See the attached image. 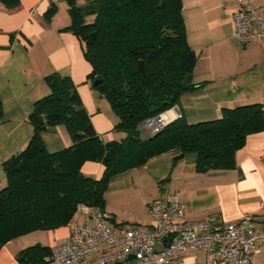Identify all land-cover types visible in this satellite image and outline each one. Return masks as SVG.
I'll return each instance as SVG.
<instances>
[{"label": "crops", "instance_id": "1", "mask_svg": "<svg viewBox=\"0 0 264 264\" xmlns=\"http://www.w3.org/2000/svg\"><path fill=\"white\" fill-rule=\"evenodd\" d=\"M84 0H78L82 4ZM264 15V0H253ZM187 39L198 55L193 83L200 85L184 94L178 107L166 112L171 121L188 124L215 121L224 109L261 104L264 93V44L243 45L234 35L236 0H182ZM55 10L52 16H48ZM70 6L60 0H20L8 9L0 3V189L7 184L2 164L23 151L34 135L29 123L35 103L50 94L46 78L54 73L76 85L92 124L104 142L121 141L115 129L119 120L107 99L87 80L91 66L84 45L69 30ZM165 113V114H166ZM50 153L72 146L65 126L41 134ZM179 152H166L143 167L114 176L105 194V212L112 228L152 227L151 206L168 202L175 193L185 208V220L200 222L218 218L235 224L248 213L257 231L264 230V132L250 135L236 154L233 170L197 171V154L176 161ZM84 175L100 179L104 167L87 162ZM82 213L74 222H87ZM71 223V224H72ZM70 235V225L54 231H37L15 239L0 250V264H21L19 255L40 244L52 248ZM252 264H264V244ZM46 264H56L51 257ZM172 264H208L206 255L186 250Z\"/></svg>", "mask_w": 264, "mask_h": 264}, {"label": "trees", "instance_id": "2", "mask_svg": "<svg viewBox=\"0 0 264 264\" xmlns=\"http://www.w3.org/2000/svg\"><path fill=\"white\" fill-rule=\"evenodd\" d=\"M67 2L69 30L83 43L91 66L87 80L107 99L119 120L115 129L126 137L102 141L72 79L49 75L50 94L35 103L29 117L33 137L2 164L7 184L0 189V250L31 233L70 225L80 207L104 212L110 180L154 157L179 152L178 161L195 153L199 173L233 170L247 138L264 132L261 104H253L224 109L218 120L193 125L181 117L155 136L143 138L146 121L178 107L184 94L200 88L193 83L198 55L188 43L182 0ZM0 3L15 9L20 0ZM54 13L51 10L48 16ZM95 81L101 84L96 86ZM57 126L66 127L73 144L50 153L41 134ZM87 162L104 167L100 179L84 175ZM51 249L29 247L19 255L21 264H46Z\"/></svg>", "mask_w": 264, "mask_h": 264}, {"label": "built area", "instance_id": "3", "mask_svg": "<svg viewBox=\"0 0 264 264\" xmlns=\"http://www.w3.org/2000/svg\"><path fill=\"white\" fill-rule=\"evenodd\" d=\"M236 2L235 37L243 45L264 44L263 13L253 0ZM261 110L264 114V93ZM163 116L146 121L142 131L149 136L161 132L171 122ZM82 209L87 222L70 224L69 237L51 249L56 264H172L179 253L189 249L205 254L208 264H252L264 244V230L254 228L248 213L228 225L214 217L186 221L179 192L172 200L151 206L152 227L112 228L105 211Z\"/></svg>", "mask_w": 264, "mask_h": 264}, {"label": "rangeland", "instance_id": "4", "mask_svg": "<svg viewBox=\"0 0 264 264\" xmlns=\"http://www.w3.org/2000/svg\"><path fill=\"white\" fill-rule=\"evenodd\" d=\"M144 131V130H143ZM149 136V134L146 132V131H144L143 132V138H146V137H148ZM83 209H82V207H80V209L78 210V213L76 214V216H75V218H74V221H76L77 219H80V217L82 216V213H83V211H82Z\"/></svg>", "mask_w": 264, "mask_h": 264}, {"label": "bare ground", "instance_id": "5", "mask_svg": "<svg viewBox=\"0 0 264 264\" xmlns=\"http://www.w3.org/2000/svg\"><path fill=\"white\" fill-rule=\"evenodd\" d=\"M170 116H171L170 113L169 114L166 113V114H164L163 118L165 120H169L170 119Z\"/></svg>", "mask_w": 264, "mask_h": 264}, {"label": "water", "instance_id": "6", "mask_svg": "<svg viewBox=\"0 0 264 264\" xmlns=\"http://www.w3.org/2000/svg\"><path fill=\"white\" fill-rule=\"evenodd\" d=\"M94 84L97 86V85L101 84V81H95ZM172 122H174V121H171L170 123H172ZM170 123H169V124H170ZM169 124H168V125H169Z\"/></svg>", "mask_w": 264, "mask_h": 264}]
</instances>
